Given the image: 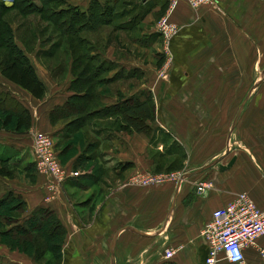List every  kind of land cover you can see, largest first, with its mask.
<instances>
[{"label":"crops","instance_id":"1","mask_svg":"<svg viewBox=\"0 0 264 264\" xmlns=\"http://www.w3.org/2000/svg\"><path fill=\"white\" fill-rule=\"evenodd\" d=\"M93 3L99 11L107 9L112 20L82 34L104 27L120 34L115 45L108 36L99 45L89 38L95 62L106 67L104 84L94 82L88 99L69 84L76 76L72 65L66 71L67 60L52 76L17 41L46 95L37 99L0 77V93L30 110L31 128L51 134L64 166L79 175L68 178L53 200L45 201L40 177L17 184L0 176V194L12 189L25 201L23 219L41 208L58 215L68 234L63 264H205L208 242L201 230L215 209L240 192L264 208V0H213L199 8L180 0L170 15L179 26L171 43L174 60L162 80L157 69L164 59L163 40L156 20L169 0H67L81 12L92 10ZM120 44L123 55L116 53ZM40 48L41 56L60 60L48 57L49 47ZM208 96L243 99L208 104ZM133 98L148 100L154 113V120L146 121L150 129H122V113L113 107ZM70 99L83 110L55 115ZM26 134L0 133V152L27 172L33 162L31 151L23 152ZM179 152L185 167L179 182L129 183L137 172L179 170ZM200 182L211 183L206 195L197 193ZM166 249L174 251L172 256ZM0 264L31 263L0 253ZM242 264H264V235L245 249Z\"/></svg>","mask_w":264,"mask_h":264},{"label":"trees","instance_id":"2","mask_svg":"<svg viewBox=\"0 0 264 264\" xmlns=\"http://www.w3.org/2000/svg\"><path fill=\"white\" fill-rule=\"evenodd\" d=\"M49 1L50 3L54 2V0ZM0 6H6V4L0 0ZM23 10L25 13L30 11H38L41 14L45 13V19L56 27L55 29L58 33L59 31L61 32V34H58L56 37L63 35L65 38L70 39H67L65 42H50L52 43L51 47H49L46 53L49 58L57 56V49L65 43L64 54L72 58L71 70L74 76H76V80L73 81L71 85L72 88H74L76 84L88 85L89 87H94V82L104 84L105 80L101 78V75L105 71L106 66L104 62H101L102 60L99 61L98 64L95 62L97 60L96 55H91V51L94 47L91 45L90 40L83 36L82 31L87 28L95 29L99 24L111 21L112 17L107 9L101 8L99 11L97 5L93 3L92 10L90 7L89 12H81L77 7L71 4L68 5L67 0H64L60 6L54 9H51L49 6H38L31 1ZM4 23L5 21L1 20L0 15V37L5 34L2 42H0V75L12 83L19 85L31 93L35 98L42 99L46 95V86L38 76L35 67L26 55L24 49L15 41L16 34L13 27L9 23H5V25ZM2 26L5 27L3 31L1 30ZM27 32L34 36H36L37 33L36 30H32L31 28H28ZM74 39H76V41L73 42L72 40ZM84 94L86 99H88L91 91H85ZM6 100H8V103L10 102L9 104L14 105L16 109L6 106ZM132 100L133 101H125L124 105L120 108H118V106L113 107L114 112L119 111L122 113L125 122V125H122V129L125 131H144L148 128L150 129V127L146 125V121L154 120V113L152 112L148 100L142 102L134 98ZM11 102H13V100L7 97L5 93H0V127L14 125L15 130L18 132L27 131L26 133H28L33 124L30 110L22 106L19 102ZM66 107L75 110L77 113L83 110V107L75 105L73 99L68 100ZM9 159L11 158L5 159L0 157V160H4V162L6 160L9 162ZM1 165L0 163V176L6 178L12 177L11 171L7 167ZM33 165L36 167L35 162H33ZM33 165L31 168H33ZM180 168H182V166L179 165L175 169ZM171 170H174V168L171 167L167 171ZM9 203H13V205H9L10 211H17L20 207L23 212L26 210L25 201H23L20 196L16 195L12 189L6 188V190L0 194V206ZM48 212L54 213V211L49 208H41L33 212L26 219H15L14 216H7L4 213H0V219H3V224L8 226L6 230H2V233L11 237H17L21 234L31 235L36 230V227L45 225L43 218H45V214ZM56 220L58 227L66 232L60 220ZM47 230L49 229L47 228ZM46 232L47 235L50 234V231Z\"/></svg>","mask_w":264,"mask_h":264},{"label":"rangeland","instance_id":"3","mask_svg":"<svg viewBox=\"0 0 264 264\" xmlns=\"http://www.w3.org/2000/svg\"><path fill=\"white\" fill-rule=\"evenodd\" d=\"M1 1L6 4V6H0L1 20H4L5 23H9L12 27L17 28V29H13L14 31L16 30L15 34H17L15 41H17L23 48L26 47L25 49L31 52L30 55L34 63L38 65L37 67H41L40 70L43 68H46L51 75L53 74L56 77L57 73L60 71L59 69L65 65L64 61L67 60L69 62V65H67L66 71L68 72L71 62H72V58H70L69 55L62 53L63 52L62 49L65 47V43L62 44L61 46L62 48L59 47L57 49V56L60 57V60L59 61L57 60V61L60 62L61 64L56 62L55 59H48L47 57L45 58L44 56H41L42 49L40 47L42 48L51 47V44L53 42H65L69 38H65L63 35L62 36L59 35V37H56L58 34H61V32L59 31L58 33V31L55 29L56 27L50 24L45 19L46 18L45 13L41 14L38 11H30L28 13H25L23 10L26 8V6H28L29 3H31V1H33L38 6H43V7L49 6L51 9H54L60 6V4L64 2V0H56V2L54 0L53 3H50L49 0L48 1H45V0H1ZM162 17L163 15L156 20V24ZM28 28H31L32 30H36L37 32L36 36L32 35L31 33H28L27 32ZM4 29L5 27L2 26L1 30L3 31ZM110 32H111L110 28L104 27L102 28V32L100 31L91 32V33L85 32L83 33V36H86V38L88 39L90 38L97 45H99L100 43L102 44V41H104L106 39V36H108L109 43H112L113 45H115L117 39H119L118 35L120 33L118 32L110 33ZM3 36H5V34H3L2 37H0V42H2L4 38ZM162 40H163V37H162ZM72 41L74 42L76 41V39ZM118 47L119 48H117L116 53L123 55L124 49L121 48V44ZM135 52H137V50ZM170 73H171V70L169 71L168 75ZM168 75L166 77L157 75V78H160L162 80L163 78H167ZM61 79L62 78L58 79V81ZM2 80L5 81L4 79ZM69 84L72 85V83H69ZM94 87L93 86L89 87L88 85L76 84L74 86V89H78V91H84V92L91 91L92 92ZM204 99H205V103H208V104H236L238 103V101H241L243 97L236 98V97H227V96H224V97L208 96V98H204ZM9 103H8V100H6L5 105L9 106L12 109H16L14 105H11ZM54 112H55V115L62 114L64 116H67L68 114L72 113V109L69 107L67 108L63 107L61 110H58L56 108ZM11 126L13 125H10L7 127H4V126L0 127V133H3L9 136L14 133L25 134L27 132V131L18 132L17 130H15L14 127H11ZM26 137L28 140L27 142L28 145H27V149H24L23 152L30 155V151H31L32 156H30L29 160L34 162V156L32 154L33 150H32V147H30V143L32 144V140L28 133L26 134ZM57 151L59 152V149H57ZM179 154L180 155L177 158L178 159L177 164L178 166L179 165L183 166L181 168V170L183 171L185 168L183 165V155H182V152H179ZM58 155H59V159L62 162L63 160L61 158V153L59 152ZM0 156L5 159L9 158L6 156V154L3 153V150L0 152ZM0 163L2 164L1 166L7 167L13 175L12 177H9V179L3 178V180L9 181V182L14 181L17 184H20V183L30 184L31 182L34 183L35 180L38 177H40V178H44V183L46 181L45 175L41 174L34 165H33V168L30 169L31 171L26 172V171H23L24 170L23 167L21 168L19 166L18 168L14 167L11 161L8 162L6 160L4 162V160H0ZM10 179H14V180H10ZM3 188L1 189L4 190ZM14 204H17V203H14ZM9 205H13V203H9L7 205L5 204L1 205L0 213H4L7 216L9 215L14 216L15 219L17 218L22 219L24 216L25 210L23 212L22 208L20 207L17 211H10ZM56 219L60 220V218L55 212L54 213L48 212L45 214V218H43V221L45 222L44 226L36 227V230L31 235L21 234V235H18L17 237H11L8 235H4L2 233V230H6L8 226L3 224V219H0V253H7L13 256L15 260H21L24 263L30 262L31 264H63V249H64V245H66L68 234H67V230L66 232H64L62 228L58 227V225L56 224L57 222ZM47 228L49 230H47ZM46 231H50L51 235L50 234L47 235Z\"/></svg>","mask_w":264,"mask_h":264},{"label":"built area","instance_id":"4","mask_svg":"<svg viewBox=\"0 0 264 264\" xmlns=\"http://www.w3.org/2000/svg\"><path fill=\"white\" fill-rule=\"evenodd\" d=\"M180 0H169L168 8L157 22L156 28L163 37L164 60L157 72L166 77L172 68L174 56L171 43L179 31V26L170 20ZM194 7L213 3V0H186ZM29 136L32 140L34 162L37 170L45 175V201L57 197L66 180L79 175L77 171H69L59 159L56 143L51 134L31 128ZM184 172L181 170L168 172H137L129 178V183L151 186L166 182H179ZM211 183L200 182L197 193L206 195ZM53 200V199H52ZM201 234L208 242V254L205 264H218L226 260L233 264L245 262V249L257 245L264 235V208L259 207L247 192H240L226 205L215 209L211 218L204 224ZM174 251L166 249V255L172 256Z\"/></svg>","mask_w":264,"mask_h":264},{"label":"water","instance_id":"5","mask_svg":"<svg viewBox=\"0 0 264 264\" xmlns=\"http://www.w3.org/2000/svg\"><path fill=\"white\" fill-rule=\"evenodd\" d=\"M233 162H234V159H232V160L229 162L228 167L231 166V165L233 164Z\"/></svg>","mask_w":264,"mask_h":264}]
</instances>
